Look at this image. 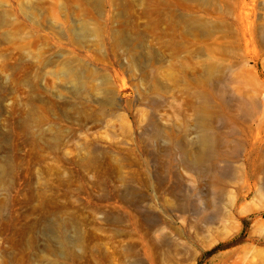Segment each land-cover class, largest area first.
Wrapping results in <instances>:
<instances>
[{
    "label": "rangeland",
    "instance_id": "1",
    "mask_svg": "<svg viewBox=\"0 0 264 264\" xmlns=\"http://www.w3.org/2000/svg\"><path fill=\"white\" fill-rule=\"evenodd\" d=\"M0 264H264V0H0Z\"/></svg>",
    "mask_w": 264,
    "mask_h": 264
},
{
    "label": "bare ground",
    "instance_id": "2",
    "mask_svg": "<svg viewBox=\"0 0 264 264\" xmlns=\"http://www.w3.org/2000/svg\"><path fill=\"white\" fill-rule=\"evenodd\" d=\"M199 143L204 151L210 150L214 146L213 138L207 132H202Z\"/></svg>",
    "mask_w": 264,
    "mask_h": 264
}]
</instances>
